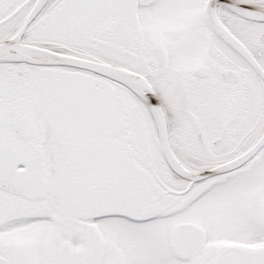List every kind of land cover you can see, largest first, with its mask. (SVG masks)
<instances>
[{
    "label": "flooded vegetation",
    "instance_id": "flooded-vegetation-1",
    "mask_svg": "<svg viewBox=\"0 0 264 264\" xmlns=\"http://www.w3.org/2000/svg\"><path fill=\"white\" fill-rule=\"evenodd\" d=\"M37 1L0 0V44L21 31ZM227 2L264 11V0L110 1L111 64L148 81L173 156L192 176L235 162L264 138V21L234 13ZM99 3L48 0L22 43L85 58L83 31L101 30L51 22L96 18ZM151 17L162 24L152 33L169 37L172 47L149 39L144 23ZM41 20L49 23L36 26ZM81 72L0 62V264H262L256 258L264 240L253 227H264V216L254 221L241 197L245 172L252 170L255 182L264 172L256 169L264 166V146L232 171L201 180L180 176L166 162L148 105L111 82L126 93L123 104L118 100L124 107L118 123L102 103L86 105L84 91L92 87L69 76ZM133 111L134 122L127 116ZM53 172L115 192L131 214H106L114 208L101 205L92 216L69 215L48 194H20L22 175L48 182ZM251 196L252 206L260 203L258 190ZM245 213L252 232L245 231Z\"/></svg>",
    "mask_w": 264,
    "mask_h": 264
},
{
    "label": "water",
    "instance_id": "water-1",
    "mask_svg": "<svg viewBox=\"0 0 264 264\" xmlns=\"http://www.w3.org/2000/svg\"><path fill=\"white\" fill-rule=\"evenodd\" d=\"M47 1L48 0H38L28 18L22 25L21 31L12 39L0 44V62H17L36 66H60L74 68L105 78L130 90L143 100L151 110L156 121L162 149L168 166L174 173L188 179L201 180L211 175L237 169L264 146L263 138L261 143L246 156L229 165L220 167L201 176H192L184 172L182 167L175 160L170 148L167 122L163 109L153 88L145 78L115 65L81 57L59 54L49 50L24 45L22 43L25 30L35 20ZM227 5L234 13L246 19L264 21V11L250 10L233 5L230 2H227ZM207 19L215 30H219L215 32L223 39L228 40L230 35L227 31H223V26L219 23V21L212 19L210 14H207ZM230 44L233 45L232 43ZM126 56L132 57L133 55L127 53ZM17 188L20 190V194H25L23 192L29 190L39 193V195L35 198H42L44 195L48 194L52 204L57 208V210L60 211L62 207L68 206L69 215L90 214V216H92L97 212L96 207L101 205L107 207L111 206L114 208L112 212L108 211L106 214L116 213L128 216L131 214V212H128L126 209V203L122 202L121 197L118 194H114L115 192L110 190L95 189L86 183L74 181L71 177L57 172L52 173L48 182L41 177H25V175H22L20 184ZM245 257L247 258L248 256L245 255ZM249 259H253V257L251 258V256H249ZM256 259L261 260V263L263 264L264 254Z\"/></svg>",
    "mask_w": 264,
    "mask_h": 264
},
{
    "label": "rangeland",
    "instance_id": "rangeland-1",
    "mask_svg": "<svg viewBox=\"0 0 264 264\" xmlns=\"http://www.w3.org/2000/svg\"><path fill=\"white\" fill-rule=\"evenodd\" d=\"M85 1H89V0H85ZM99 6H100V15L96 18L91 17V16H87L84 18V21H76L74 19H71L70 17L68 18V20L63 19V20H53L51 22V26H66L68 24V26H77V27H84V28H99L101 31H83V45H82V50H83V56L88 57L91 60H96V61H105L108 63H112V61L115 59L114 58V53L111 49V45H112V32L108 31V29L110 28V1L111 0H99ZM70 20L75 21L76 24L71 23ZM49 23L48 20H41L40 22H38L36 24V26H43L44 24ZM160 23L158 19H155L154 17H151L150 19H148L147 22L144 23V29L145 32L147 34V36L149 37V39H153L154 41H157L163 45L166 46H170L172 47V41L169 37H164L163 35H159V34H154L152 32L155 31H160L161 30V26L162 24H158ZM148 28V29H147ZM162 31V30H161ZM71 38L75 39L76 35L73 34L70 36ZM118 42L120 43H124L123 40L124 38H117ZM124 45V44H122ZM75 76V77H80L84 79V82L86 84H90V86L92 88H86L84 91L85 94V103L87 106H90L91 104L93 105V103H102V105H105L106 109H111L110 111H114L117 117V121L118 123L120 122V119L122 116H120V114H122L124 107L121 105L123 104V101L125 99V92L118 89V88H114L113 83H111L110 81L93 75L91 73H87V72H81L79 74H69V76ZM62 81H65L64 79ZM121 102V104L118 102ZM112 106V107H111ZM109 111V112H110ZM128 120H131L134 122L135 117H136V113L133 111L130 115L128 113ZM122 124H125L126 121L124 118H122L121 120ZM139 130V129H138ZM132 131V135L137 138L138 137V131L137 128H134L131 130ZM116 137H119V134H116ZM99 136V135H97ZM101 138L103 140L108 141V138L106 137V134H100ZM123 139H117V141H121ZM264 166H260V167H256V169H263ZM159 172V170L157 171ZM249 173L252 174V170H250L249 172L246 171L245 172V177H244V195H242L241 199L244 200L245 202V206L248 207L250 206V211L253 212L254 215V221L257 219V215H260V217L264 216V172L261 174L260 179L258 180V182H255L254 179L252 177H249ZM152 186L153 181L149 182ZM253 190H258L259 193L261 194V199H260V203L256 202L255 206H252L251 202V198H252V193ZM259 207V208H258ZM245 211H247L245 209ZM248 223H250L247 220V214H244V224H245V231H246V227L247 229L249 228V226L247 225ZM258 224H255L254 231L256 230V228H259V233L255 234L254 237H258L262 240H264V227L263 224L261 223L260 226H257ZM250 232H252V228H249ZM252 238V236H251ZM251 244V243H250Z\"/></svg>",
    "mask_w": 264,
    "mask_h": 264
},
{
    "label": "trees",
    "instance_id": "trees-1",
    "mask_svg": "<svg viewBox=\"0 0 264 264\" xmlns=\"http://www.w3.org/2000/svg\"><path fill=\"white\" fill-rule=\"evenodd\" d=\"M103 62H105V61H103Z\"/></svg>",
    "mask_w": 264,
    "mask_h": 264
}]
</instances>
